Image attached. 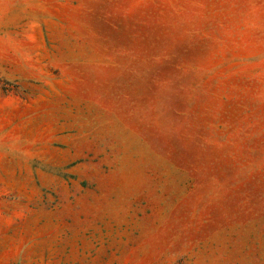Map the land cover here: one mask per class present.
Returning a JSON list of instances; mask_svg holds the SVG:
<instances>
[{"label": "rangeland", "instance_id": "obj_1", "mask_svg": "<svg viewBox=\"0 0 264 264\" xmlns=\"http://www.w3.org/2000/svg\"><path fill=\"white\" fill-rule=\"evenodd\" d=\"M0 264H264V0H0Z\"/></svg>", "mask_w": 264, "mask_h": 264}]
</instances>
